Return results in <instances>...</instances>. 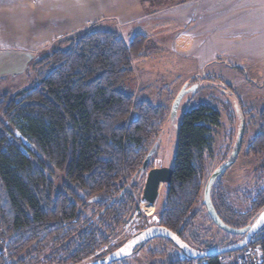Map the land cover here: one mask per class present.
I'll return each mask as SVG.
<instances>
[{"label":"trees","instance_id":"trees-1","mask_svg":"<svg viewBox=\"0 0 264 264\" xmlns=\"http://www.w3.org/2000/svg\"><path fill=\"white\" fill-rule=\"evenodd\" d=\"M149 43L142 32L127 39L116 31L89 29L39 59L31 86L0 96V130H10L6 122L11 123L33 147H27L29 155L17 139L0 133V264H38L47 249L63 247L65 240L60 263H80L108 244L116 227L139 208L143 164L170 111L120 87L133 76L135 60ZM132 112L136 118L128 120ZM220 117L211 104L201 103L186 110L178 126L173 178L166 185L160 223L182 238L203 199L206 155ZM248 148L256 156L264 151V110ZM52 166L65 174L61 188ZM221 177L212 189L218 214L234 227L249 224L264 209V187L241 214L222 194L219 204L215 199ZM96 205L99 213L87 216ZM229 213L238 219L235 225ZM247 246L259 247L264 259V232ZM177 253L165 264L190 261ZM227 254L206 259L219 264Z\"/></svg>","mask_w":264,"mask_h":264},{"label":"rangeland","instance_id":"rangeland-1","mask_svg":"<svg viewBox=\"0 0 264 264\" xmlns=\"http://www.w3.org/2000/svg\"><path fill=\"white\" fill-rule=\"evenodd\" d=\"M4 23L5 30L13 33L14 29L8 18L4 20ZM31 28L29 27L28 30L30 31ZM85 32L79 33V35L77 33V35L73 34L72 37H78ZM150 45L149 43L144 55L135 60L133 76L120 87L124 92L134 94L138 100L146 99L156 105L163 104L169 108L170 116L167 118L161 132L152 141L151 151L154 156L150 166L163 164L165 167H173L178 136L177 130L184 112L198 104L209 103L220 111L221 117L220 125L214 127L211 133L213 142L211 152L206 155L203 184L205 186L216 169L232 157L240 135L242 120H244L245 129L240 152L236 161L220 178L215 189V199L217 198L218 201V196L222 194L226 203L235 211L241 214L248 212L252 207L253 199L259 190L264 187V151L256 156L250 154L248 148L249 143L259 131L261 112L264 110V68H261L262 65L264 66V62L254 68H247L246 66V68L236 67L235 69H230L224 64L215 62V67L206 66L203 69L185 65L183 70L180 69L182 72L180 73L183 74L182 77L177 80L176 76H174L175 78L170 76V69L178 68L179 64L173 58L169 60V65L167 62H158V53L149 52ZM52 50L51 48L41 53H34L28 65L27 63L21 66L14 65L12 69L7 68L9 63L14 61L12 60V54H8L6 72L12 71L7 72V74L2 73L3 75L0 76V96L7 93L14 94L31 86L38 76L36 62ZM156 65H158V70H165L162 71L159 80L152 73H149L150 69L156 67ZM163 72L168 76H164ZM185 86L187 89L178 106H176V112L172 115L171 109ZM135 118L136 112H132L128 120ZM6 125L10 130H0V133H7L10 140L17 139L16 141L20 142L21 148L31 155L30 152H27V147L29 149L33 148L29 141L23 138L11 123L6 122ZM42 158L45 161L47 160L45 157ZM54 169L56 170L55 167ZM54 175L56 187L61 188L66 178L65 174L56 170ZM145 180L146 177L142 176L139 183L141 191L139 208L131 215L127 223L116 227L115 234L110 237L108 244L98 248L80 263L96 260L116 250L134 233L143 228L162 225L160 216L166 203L168 187L162 186L156 203L152 205V210L149 211L144 207L145 203L141 199ZM139 189L137 193H139ZM96 206L89 207L87 216L99 213L100 210ZM195 207L197 208L196 219L189 230L183 234L184 241L190 246L203 250L207 248L214 249L240 239L241 236L228 233L213 222L206 206L203 204V199ZM222 210L224 211V209ZM227 216L233 218L230 221L231 224L235 225L237 223L235 220L238 219L234 215L229 213ZM252 218L249 216L246 219L249 222ZM63 243V247L53 245L54 247L51 246L47 249L38 264H61V257L64 256L68 240L63 241ZM177 251L175 245L171 241L169 242L168 239L157 238L149 241L136 255L127 258L125 263L165 264L169 260L178 257Z\"/></svg>","mask_w":264,"mask_h":264},{"label":"crops","instance_id":"crops-1","mask_svg":"<svg viewBox=\"0 0 264 264\" xmlns=\"http://www.w3.org/2000/svg\"><path fill=\"white\" fill-rule=\"evenodd\" d=\"M6 18L13 33L5 30ZM89 29L127 39L145 33L158 62L179 64L170 69L177 80L185 65L235 69L264 62V0H0V76L12 71L6 72L8 54L14 60L8 69L28 65L34 53ZM158 65L149 72L157 80L165 71Z\"/></svg>","mask_w":264,"mask_h":264},{"label":"water","instance_id":"water-1","mask_svg":"<svg viewBox=\"0 0 264 264\" xmlns=\"http://www.w3.org/2000/svg\"><path fill=\"white\" fill-rule=\"evenodd\" d=\"M186 86L175 101L173 108L171 109L172 115L176 112V106L182 99ZM245 129V121L242 120V126L240 135L238 137L237 146L233 151L232 157L223 163L216 171L209 177L204 188V199L203 204L206 206L207 211L213 220V222L222 230L231 233L233 235H244L243 239L237 243L224 245L222 247L199 250L190 246L184 241L177 233L168 229L163 225H152L139 230L134 233L122 246L116 250L89 262L76 263V264H113L122 260H125L134 255L139 249L143 248L146 242L157 239L165 238L171 241L181 252V254L189 259L195 260L198 258H208L212 256H218L222 254L232 253L245 248L257 235V233L264 228V209L259 212L255 219L249 224L243 227H234L226 222L218 214L212 198V189L214 183L218 178L225 173V171L236 161V158L240 152L243 135ZM153 152L150 151L144 161L143 169H147ZM173 167H154L148 170L146 180L142 192V201L147 202L151 205L156 203L159 195L161 185L170 184L173 178Z\"/></svg>","mask_w":264,"mask_h":264},{"label":"built area","instance_id":"built-area-1","mask_svg":"<svg viewBox=\"0 0 264 264\" xmlns=\"http://www.w3.org/2000/svg\"><path fill=\"white\" fill-rule=\"evenodd\" d=\"M219 264H262L263 255L259 247L246 246L243 251L238 254H227L219 257ZM174 264H209L206 258H198L190 261H182Z\"/></svg>","mask_w":264,"mask_h":264},{"label":"flooded vegetation","instance_id":"flooded-vegetation-1","mask_svg":"<svg viewBox=\"0 0 264 264\" xmlns=\"http://www.w3.org/2000/svg\"><path fill=\"white\" fill-rule=\"evenodd\" d=\"M153 156H154V155H152V157H153ZM152 157H151V160H150V162H149V165H150V164L152 163V161H153V160H152ZM149 165H148L147 169L144 170V171H145V174L143 175L144 177H146V174H147V172H148L149 169L154 168V167H162V166H163V164L160 165V166H153V167H151V166H149ZM163 185L166 186L167 184L165 183V184H163ZM163 185H161L160 190L162 189V186H163ZM160 190H159V193H160ZM203 199H204V193H203ZM156 201H157V200H156ZM262 232H264V228H262V229L257 233V235H256L253 239L258 238V237H259V234L262 233ZM239 236H241L240 239H239L238 241H234L233 243H237V242L241 241V240L243 239V237H244V235H239ZM181 238H182V237H181ZM182 239H183V238H182ZM183 240H184V239H183ZM147 243H148V242H147ZM147 243H146V244H147ZM231 244H232V243H231ZM175 247H176V246H175ZM143 248H144V247H143ZM143 248H142V249H143ZM176 249L178 250L179 254H180L181 256H183V255L181 254L180 250H179L177 247H176ZM197 249H198V248H197ZM207 249H210V248H207ZM207 249H206V250H207Z\"/></svg>","mask_w":264,"mask_h":264},{"label":"bare ground","instance_id":"bare-ground-1","mask_svg":"<svg viewBox=\"0 0 264 264\" xmlns=\"http://www.w3.org/2000/svg\"><path fill=\"white\" fill-rule=\"evenodd\" d=\"M145 203V208L147 209V210H149V211H151L152 210V205L151 204H149V203H147V202H144Z\"/></svg>","mask_w":264,"mask_h":264}]
</instances>
